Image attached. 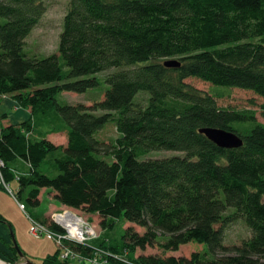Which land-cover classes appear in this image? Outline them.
I'll list each match as a JSON object with an SVG mask.
<instances>
[{
    "label": "trees",
    "instance_id": "obj_1",
    "mask_svg": "<svg viewBox=\"0 0 264 264\" xmlns=\"http://www.w3.org/2000/svg\"><path fill=\"white\" fill-rule=\"evenodd\" d=\"M44 14L42 0H0V97L31 113L21 126L0 127L2 176L7 184L15 179L9 165L17 160L31 167L19 182L26 207L39 208L41 191L50 190L105 229L120 220L144 229L127 230V250L206 248L190 258L140 257L141 264H264V124L220 107L222 93L185 82L264 100V0H70L58 54L32 56L26 40ZM170 60L181 67H165ZM101 76L102 101L59 102L61 94L99 88ZM109 124L119 134L111 144L98 138ZM48 127L66 133L67 144L31 139ZM205 128L234 132L244 144L220 148L200 133ZM152 152L174 155L145 159ZM50 156L53 178L40 170ZM238 221L251 237L227 245V228ZM13 252L10 264L19 259ZM44 264L65 262L56 253Z\"/></svg>",
    "mask_w": 264,
    "mask_h": 264
},
{
    "label": "rangeland",
    "instance_id": "obj_2",
    "mask_svg": "<svg viewBox=\"0 0 264 264\" xmlns=\"http://www.w3.org/2000/svg\"><path fill=\"white\" fill-rule=\"evenodd\" d=\"M45 6V14L37 27L33 30L31 35L26 40V50L32 56H51L58 54L60 36L63 32L64 19L68 11V5L70 0H42ZM104 76V74H103ZM103 80L99 77L101 85L97 89H91L85 94H73L65 93L58 96V100L61 104H70L78 105L83 104L86 106H92L104 99L108 85L105 83V77ZM188 85L194 87L195 89L207 93V94H219L222 93V97L217 99V103L220 107L223 108H233L241 112H251L256 115L259 122L264 124V118L261 115V105L264 103V100L256 95L254 92L240 89H230V90H220L217 91L211 84L201 81L197 78H189L185 81ZM221 88V87H219ZM224 89V88H223ZM141 95V96H140ZM137 98V101L141 103L142 106L147 105L148 97L146 95L140 94ZM148 95V94H147ZM6 97H0V103ZM9 98V97H8ZM12 99V98H11ZM21 106V105H20ZM22 107V106H21ZM22 109H25L22 107ZM22 111V110H21ZM98 115H101L99 113ZM23 125V124H22ZM21 126V125H20ZM119 136L116 127L114 124L107 125L99 134L98 138L107 143H113ZM31 139H45L56 146H65L67 144V134L58 131L52 127L43 129L38 132L35 136L31 135ZM37 138V139H36ZM173 153L166 152H152L145 159H158L173 156ZM55 157L50 156L46 162L41 167V173L47 175L48 177H55L57 175V170L55 168ZM13 162L9 165L10 170L14 173L17 180L28 178L31 175V167L28 164H24L21 160L20 162ZM5 162L0 159V183L5 186L8 190H13L16 195V201L21 208L20 204L24 205V200L20 195H18V181H15L10 186L4 181L2 176V168H5ZM32 188H29L30 191ZM17 192V193H16ZM50 190L41 191V206L37 209H40L41 215L50 213L51 215L44 218V220L39 217H35V220L30 221L31 227L33 222H39L43 224L46 228L53 230L50 226L53 225L52 220L59 212L70 211L75 212L78 215L82 216L85 221V226L88 228L94 229L97 233V238L92 242V244L98 249H107L117 252V254L123 256L127 260H137L140 257H176V258H190L193 254H205L206 248L198 244H189L181 247L177 252H163L158 247H148L146 250L140 249H129L127 250L125 244V239L127 235V230L132 228L134 233L143 234L144 229L135 227L126 223L125 220H120L116 222V226L113 230L105 229L102 227L101 219L98 216H89L79 211H74L70 208L64 207L58 201L54 200L49 194ZM16 202L11 199V202H6L2 208L3 212L5 209L6 213L9 214L12 221L16 224L18 230V240L20 247L25 250L28 258L33 262V264H44L45 260L48 257H51L58 254L60 257V251L62 245L45 235L43 236H33L29 231V222L25 214L22 212L18 213L17 208H14ZM14 208V209H13ZM26 213V210H23ZM37 218V219H36ZM62 228V227H61ZM31 230V229H30ZM58 230L62 233L63 228ZM93 230V231H94ZM251 231L248 226L243 221L234 222L227 228L226 231V244L227 245H239L244 240L251 237ZM166 239H161V242H165ZM71 244V243H70ZM69 245V244H68ZM75 250V246H72ZM76 251V250H75ZM86 257H91V252L88 251ZM60 259V258H59ZM65 264H81L75 259H68L64 261ZM5 263H10L5 262ZM84 264H86L84 262ZM90 264V263H87Z\"/></svg>",
    "mask_w": 264,
    "mask_h": 264
},
{
    "label": "crops",
    "instance_id": "obj_3",
    "mask_svg": "<svg viewBox=\"0 0 264 264\" xmlns=\"http://www.w3.org/2000/svg\"><path fill=\"white\" fill-rule=\"evenodd\" d=\"M4 118L5 120H3ZM30 119H31V113L29 109H22L20 104L11 98H8V97L3 98V100L0 103V127L1 128L4 125L20 126L23 123L30 121ZM28 135H31V134H28ZM17 161L20 162V160H17ZM23 163L25 164V162ZM14 178L15 179L10 184H8L10 186V189H11V184L14 183L15 181H18L16 179L17 178L16 176H14ZM18 190H19V184H18L17 192H19ZM11 199H13V201L16 202L14 208H17L18 213L22 212L23 214L26 215L28 222H29V226H30L29 231H31L30 221H32V219L35 220V217H39L40 219L43 218L42 220H44V218L50 216L51 214L49 212L48 213L45 212V214L41 215L40 209H30L28 207L25 208L26 213L23 212L16 201L15 192L13 190L6 189L5 186H3V184L0 183V218H1V221H0V259L3 263L8 262L11 259H15V255L13 252V249H14L17 251V254L19 257L17 263L31 262L25 250H23L19 245L18 230H17L16 224L12 221L9 214L6 213L7 210L5 209L4 212L2 210L4 204L6 202L10 203ZM20 253H22V256L20 255Z\"/></svg>",
    "mask_w": 264,
    "mask_h": 264
},
{
    "label": "built area",
    "instance_id": "obj_4",
    "mask_svg": "<svg viewBox=\"0 0 264 264\" xmlns=\"http://www.w3.org/2000/svg\"><path fill=\"white\" fill-rule=\"evenodd\" d=\"M25 210L24 206H21ZM69 214L73 215V227L68 223V220L64 218ZM58 226L63 228V232H53V230L46 228L43 224L39 222H33L31 227V234L33 236H47L58 241L62 246L59 254L61 261H66L68 259H75L80 263H90L86 260L90 258L97 257L94 262L90 264H141L137 260H127L123 256L117 254V252L107 249H98L92 242L98 237L95 230L85 226V221L82 216L75 212H65L63 214H58L55 217ZM71 243V244H70ZM69 244V245H68ZM79 245L84 247L81 252L75 251L72 246ZM91 252V257H86V254Z\"/></svg>",
    "mask_w": 264,
    "mask_h": 264
},
{
    "label": "water",
    "instance_id": "obj_5",
    "mask_svg": "<svg viewBox=\"0 0 264 264\" xmlns=\"http://www.w3.org/2000/svg\"><path fill=\"white\" fill-rule=\"evenodd\" d=\"M164 66L167 68L178 69L181 67V62L179 60H170L164 63ZM202 135H204L209 141L214 143L220 148L223 149H238L243 146V140L234 132L215 129V128H205L200 131ZM22 256V253H20ZM0 264H10L3 263L0 259ZM16 264H33L32 262H23Z\"/></svg>",
    "mask_w": 264,
    "mask_h": 264
},
{
    "label": "bare ground",
    "instance_id": "obj_6",
    "mask_svg": "<svg viewBox=\"0 0 264 264\" xmlns=\"http://www.w3.org/2000/svg\"><path fill=\"white\" fill-rule=\"evenodd\" d=\"M20 206H24L25 208H26V206H25V204L24 205H22V204H20ZM65 212H70V211H63V212H59V213H57V215L58 214H63V213H65ZM56 215V216H57ZM55 216V217H56ZM55 217L53 218V220H52V223H53V225H51L50 227L53 229V232H57V233H59L60 231L58 230V228H60V229H62L60 226H58V224H57V222H56V220H55ZM65 220H68V223H69V225L71 226V227H73V215H71V214H69L68 216H66L65 218H64ZM75 221V220H74ZM56 227V228H55ZM96 258L97 257H93V258H90L89 260H86L87 262H94L95 260H96ZM81 264H84V263H81Z\"/></svg>",
    "mask_w": 264,
    "mask_h": 264
}]
</instances>
